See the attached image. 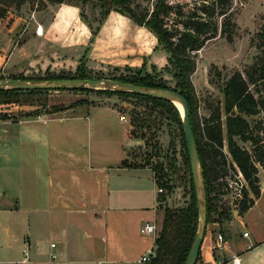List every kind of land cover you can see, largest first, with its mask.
I'll list each match as a JSON object with an SVG mask.
<instances>
[{
	"label": "crops",
	"instance_id": "0c3cea01",
	"mask_svg": "<svg viewBox=\"0 0 264 264\" xmlns=\"http://www.w3.org/2000/svg\"><path fill=\"white\" fill-rule=\"evenodd\" d=\"M30 11L25 19L10 11L0 17V76L32 71L31 63L61 71L81 62L144 71L167 64L156 35L125 13L111 10L92 37L79 3ZM14 106L0 104V112ZM130 129L127 115L108 103L0 119V264H146L155 235L140 227L160 228L163 207L173 206L169 196L160 200L150 166H122L141 144ZM260 198L206 225L200 264H232V257L264 264V232L248 228L264 226ZM218 232L224 247L213 249Z\"/></svg>",
	"mask_w": 264,
	"mask_h": 264
},
{
	"label": "trees",
	"instance_id": "16d2710c",
	"mask_svg": "<svg viewBox=\"0 0 264 264\" xmlns=\"http://www.w3.org/2000/svg\"><path fill=\"white\" fill-rule=\"evenodd\" d=\"M30 0H0L3 7H0V17L6 14V8L15 4L20 6ZM97 1L104 9L101 13L99 24L111 10H117L130 16L136 23L144 25L149 28L157 37L158 44L167 53V64L164 66L167 72L172 71V79L175 81V87L170 88L166 84V79L158 77L154 72L144 71L143 69L134 70L133 75L119 76L114 78L116 81L131 83L134 85L146 88H162L170 89L179 92L187 101L191 125L195 136L197 150L200 160V170L202 173L203 188L205 192V204L207 213V223L211 221V213L215 211L213 197L211 193L214 190L213 183L221 176V169L217 158H221L223 163H226L225 156L222 151L224 145V129L221 121V108L219 105L212 109L211 114L204 118L203 122H199L194 111V104L196 101L195 90L191 81V74L195 69V54L207 39L215 36L217 31L214 16L227 14L226 8L230 6L232 0H201L200 11L196 10L188 13L182 21L181 30L171 29L165 22L166 15L171 12L176 6V3L170 0H156L151 10L137 13L130 5V0H38L37 8H44L48 3L57 4L62 2L79 3L81 8L91 2ZM82 18L89 24V22L81 13ZM223 33L226 28L233 26L228 16L225 17L223 23ZM229 25V26H228ZM92 37L97 34L98 27L92 29ZM259 46L264 47V24L261 31L258 33ZM227 38L231 39L228 33ZM163 67V68H164ZM259 72L258 76L255 74ZM86 73L84 63L77 66L75 76H46L36 78L34 81H45L62 78H83L90 79ZM157 77V78H156ZM10 78L30 81L32 78L23 75H12ZM264 78V63L263 59L256 61L250 69L246 72V77L239 70L234 71L221 85L220 90L223 94V104L225 111L228 112L225 122V134L227 139V146L233 162L241 171L242 175L248 180L250 190L255 198L260 196L259 188L256 186L257 167L254 160L264 162V151L256 147L254 150L259 153L253 159L251 153L242 148L235 141V136L247 141L250 140L252 144H257L258 139L248 133V123L243 117V114H254L259 107V102L256 100L253 92L250 90V83H255L258 79ZM113 80V79H112ZM73 91H92V88H75V89H60ZM98 92L108 93L110 95H119L124 98L132 97L138 101L145 103L143 112L133 109L130 112V134L136 138L144 140L146 133H150L151 138L156 136L157 130L160 128V123L163 119H167L178 125L181 129L183 145L185 148V159L188 169L190 171V200L186 206L170 207L166 205L163 207V218L155 235L153 254L146 264H184L189 253L193 239L198 229L199 211L197 207L196 191L193 183L189 157L187 153L186 141L184 137L182 118L178 107L170 100L155 98L147 95L138 94L126 90H107L98 89ZM47 90H20L18 88L10 87L0 90V104H17L21 101V97L25 94H40ZM76 103H91L90 101L81 99ZM61 107L53 110L56 112L63 110ZM120 111V110H119ZM234 111L233 114L231 112ZM121 112V111H120ZM30 114V113H29ZM34 113L32 115H39ZM160 116L161 119L158 120ZM147 144V141H145ZM150 160L145 159L144 164L136 165L129 164L127 160L122 162V166L140 167L149 166ZM153 169V168H152ZM154 175L157 185L162 188V193L159 194L160 200L164 201V188H170L166 185L165 172L163 166L157 164L154 169ZM247 193L245 192V200L242 201L240 210L243 212L247 210L254 203V198L250 197L246 200ZM207 225V224H206ZM206 232V230H205ZM198 259H200V252Z\"/></svg>",
	"mask_w": 264,
	"mask_h": 264
},
{
	"label": "rangeland",
	"instance_id": "374dc122",
	"mask_svg": "<svg viewBox=\"0 0 264 264\" xmlns=\"http://www.w3.org/2000/svg\"><path fill=\"white\" fill-rule=\"evenodd\" d=\"M155 1L156 0H130L129 5L137 13H141L146 9L151 10ZM170 2L177 4V6L165 17V22L171 29L181 30L182 21L185 16L195 10L197 12L200 11L199 7L201 0H170ZM47 4L50 3L47 2ZM37 6L38 0H30L20 6L13 4L6 8V14L7 11H10L14 15H20L25 19L27 13L29 14L31 12L30 10L36 9ZM0 7H3L1 3ZM81 10L92 29L97 28L101 13L104 10L101 4L94 1L84 5ZM226 10V16L229 17L233 26L230 27L228 25L229 28H226V31L223 33L222 23L226 16L224 17V15L219 14L214 16V22L217 28L215 36L207 39L202 47L196 51L195 69L190 76L196 97L194 111L199 122H203L204 118L211 114L212 109L219 105L224 129V145L222 151L226 163H223L220 157L217 158V161L219 167L221 169L225 167L226 170H221V176L213 183L214 190L211 195L216 209L212 211L211 221L207 224L221 221L224 218L232 219L234 217V212L236 214H241L242 211L240 210V206L242 201L245 200V192L247 193L246 200L250 197L255 198L250 190L248 180L246 179L247 187L243 186L242 197L236 198L234 194V190L237 187L235 184L237 164L233 162L227 146L225 122L226 117L230 113L228 114V112L225 111L223 94L220 87L234 71L239 70L246 77V72L256 61L261 58L264 63V47L258 45V33L261 31L264 24V0H232L230 6L227 7ZM228 33L231 35V39L227 38ZM30 66H32L34 70L26 71L19 75L32 78V80H30L31 82H41L34 80H36V78L46 77L47 75L75 76L77 71V67L61 71L60 69H44L43 64L39 65L42 69H39L38 66L32 63ZM134 72L133 68L128 67H107L101 69L86 68V73L90 79L115 80L114 78L119 76L133 75ZM151 72H154L153 74L158 77L166 79V85L168 87H175V81L172 79V71L167 72L165 67L163 68L159 65L155 66ZM258 75L259 72L255 74V76ZM6 78L10 77L0 76V80ZM249 86L256 100L259 102V107L256 113L250 115L243 114V117L248 123V133L258 139V143L254 145L250 140L244 141L238 136H235V141L239 146L247 149L251 153L253 159H255V156L259 154L257 153L259 149L264 151V78L258 79L255 83H250ZM97 87H103V85L91 87L93 89L92 91L47 90L40 94H25L21 97V101L15 104L18 105V109L20 110L17 111L15 108L16 106L10 104L14 106V108L12 111L0 112V119L29 117L28 115H31V113H52L55 109L73 104L81 99L90 101L94 104H113L123 114H126L128 118H130V112L133 109L141 112L145 109V103L132 97L124 98L119 95L98 92V89L113 90L112 86L111 88ZM233 113L234 111L231 112V114ZM159 119H161L160 116L158 117V120ZM146 138L147 140L138 138L141 144L136 145L129 151L127 162L129 164L140 165L144 164L147 158L150 160L149 166L153 169L157 164L162 165L165 172L166 185L170 186V188L163 189L165 198H167V196L170 197L173 207L186 206L190 200L191 183L180 127L169 122L167 119H163L160 123V128L157 130L156 136L151 138L150 133H146ZM145 141H147V144ZM256 147H259V149L255 151L254 149ZM254 163L257 167L256 186L259 188L261 195L260 204L264 209V162L254 160ZM196 197L201 201H205V192L202 191V188L196 193ZM233 227L239 229L236 224ZM248 228L253 232H264V226L262 224L256 227H251L249 224ZM196 264H200L198 258Z\"/></svg>",
	"mask_w": 264,
	"mask_h": 264
},
{
	"label": "water",
	"instance_id": "95a60500",
	"mask_svg": "<svg viewBox=\"0 0 264 264\" xmlns=\"http://www.w3.org/2000/svg\"><path fill=\"white\" fill-rule=\"evenodd\" d=\"M97 85H103V87H97V88H108V87L111 88L112 86L113 87L112 89H116V90H126L155 98L170 100L175 105L176 102H180L183 107L181 118H182L184 137L186 141L187 153L189 157L195 191L196 193H198L199 189L202 188V191L204 192L202 173L200 170L199 154L191 125L188 104L187 101L179 92L170 89H162V88L151 89V88H146L131 83L116 81L112 79L62 78V79L46 80L41 82H31V81H24L13 78H6L0 80V90L10 87L18 88L24 91L37 90V89L40 90H60V89H75V88L85 89V88L95 87ZM197 207L199 211L198 229L184 264H196L206 230L207 213H206L205 201L204 200L201 201L198 198Z\"/></svg>",
	"mask_w": 264,
	"mask_h": 264
},
{
	"label": "built area",
	"instance_id": "2783aa9c",
	"mask_svg": "<svg viewBox=\"0 0 264 264\" xmlns=\"http://www.w3.org/2000/svg\"><path fill=\"white\" fill-rule=\"evenodd\" d=\"M236 171H237V174L235 175V177H236L235 184L237 187L234 190V194H235L236 198H240V197H242L243 186L247 187V183H246L244 176L242 175L241 171L239 170V168L237 166H236ZM158 190H159V192H161L162 188L159 187ZM157 230L158 229H157L156 225L154 223H150V222H146L140 227V232L142 234L156 235ZM248 235H249L248 231L243 232V236L247 237ZM224 242L225 241H224L223 235L220 232H218L216 235L215 243L213 244V249L223 248ZM54 245H55L54 243H51V246H54ZM151 255L152 254L144 255L142 257V261L147 262L150 259ZM52 259L53 260L55 259V255H52ZM231 262H232V264H239V259L237 257H232ZM62 264H67V263L63 262Z\"/></svg>",
	"mask_w": 264,
	"mask_h": 264
},
{
	"label": "bare ground",
	"instance_id": "6f19581e",
	"mask_svg": "<svg viewBox=\"0 0 264 264\" xmlns=\"http://www.w3.org/2000/svg\"><path fill=\"white\" fill-rule=\"evenodd\" d=\"M176 105L180 111V114L182 115V112H183V107H182V104L180 102H176Z\"/></svg>",
	"mask_w": 264,
	"mask_h": 264
}]
</instances>
